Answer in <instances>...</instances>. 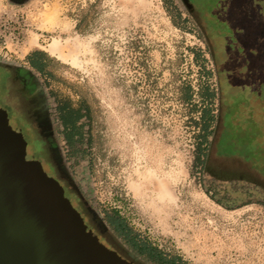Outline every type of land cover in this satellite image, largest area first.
Listing matches in <instances>:
<instances>
[{"label":"rangeland","instance_id":"374dc122","mask_svg":"<svg viewBox=\"0 0 264 264\" xmlns=\"http://www.w3.org/2000/svg\"><path fill=\"white\" fill-rule=\"evenodd\" d=\"M188 2L194 14L184 0H0V62L38 73L28 55L45 51L38 75L59 156L112 237L105 215L116 208L140 238L188 264H264V0ZM200 84L219 93L205 164ZM65 100L84 107L74 146L59 118ZM23 104L2 82L0 106L16 130ZM26 140L27 157L52 173L40 139ZM162 195L217 217L237 241L152 219Z\"/></svg>","mask_w":264,"mask_h":264},{"label":"water","instance_id":"95a60500","mask_svg":"<svg viewBox=\"0 0 264 264\" xmlns=\"http://www.w3.org/2000/svg\"><path fill=\"white\" fill-rule=\"evenodd\" d=\"M0 108V264H136L88 228Z\"/></svg>","mask_w":264,"mask_h":264},{"label":"flooded vegetation","instance_id":"af4514ba","mask_svg":"<svg viewBox=\"0 0 264 264\" xmlns=\"http://www.w3.org/2000/svg\"><path fill=\"white\" fill-rule=\"evenodd\" d=\"M11 1L14 3H21L26 0ZM184 1L189 11L193 13L188 0ZM32 68L35 69L33 66ZM0 71L3 73L1 78L2 80L0 79V85L3 82L9 88V92L20 93L25 99V104L21 106V109H23L24 113L15 115L17 122L21 124L20 128L17 130L23 133L25 139H32L35 136H37V139H40L42 144L41 149L44 153H46L47 159L49 160L48 166L53 168L52 173H50L44 167L47 173L59 181L65 190L66 196L70 200V196L77 197L81 206L73 205L81 213L88 228L91 229L102 242L119 252L124 258L134 261L136 264H143L141 261L134 259L133 255L129 253L128 249L124 248L122 245H120V243H118V241H116L114 237H112L103 220L97 217L92 207L84 198L79 187L74 182L68 169L63 164L58 153V146L53 138V131L50 123L47 85L44 79L38 75V73L41 72L37 70V73L29 67L11 65L3 62H0ZM6 80L8 81L7 83L4 82ZM0 108H3L7 111L8 117L10 119L11 113L9 109L3 106H0ZM221 171L225 172L224 169ZM218 172L220 171L218 170ZM242 177L244 176L242 175ZM261 187L264 190V186L261 185ZM222 199L224 201L226 199V202L228 201V203H234L229 201V198ZM241 203L244 204L245 202L243 201ZM84 208L86 212L84 211Z\"/></svg>","mask_w":264,"mask_h":264},{"label":"trees","instance_id":"16d2710c","mask_svg":"<svg viewBox=\"0 0 264 264\" xmlns=\"http://www.w3.org/2000/svg\"><path fill=\"white\" fill-rule=\"evenodd\" d=\"M200 56V55H199ZM198 56V57H199ZM196 57V58H198ZM28 61L36 70L45 71L46 53L37 49L28 55ZM210 74V71L207 73ZM192 87V86H189ZM200 97L205 105L198 110L200 112L199 121L200 134L198 143L197 159L200 163H206L211 152V147L215 144V138L219 128V108L215 113V102L219 101V93L211 88L209 84H200ZM193 93L189 92L186 99L192 100ZM219 107V104H218ZM84 107H75L69 100L59 101V118L64 126L66 140L72 146L76 141L81 140L83 136L82 125H79L80 119L85 115L82 111ZM109 230H111L119 242L126 246L133 258L141 261L143 264H188L179 256H168L160 249L154 246L146 239L139 237L132 229L127 220L120 214L119 210L114 208L105 215Z\"/></svg>","mask_w":264,"mask_h":264},{"label":"bare ground","instance_id":"6f19581e","mask_svg":"<svg viewBox=\"0 0 264 264\" xmlns=\"http://www.w3.org/2000/svg\"><path fill=\"white\" fill-rule=\"evenodd\" d=\"M200 202L195 200L194 203L199 205ZM197 207L199 209L198 212H200L201 209L203 208L202 205L197 206ZM204 209L205 207L203 208V210ZM190 210H192V207L187 205L186 203L180 204L178 201H175V199H173L172 196L162 195L155 199V202L153 206L151 207L150 212H151L152 219L165 222L166 224H169V225L176 224V226H179L180 229L184 228L187 234L192 233L193 235L203 237L206 240L212 239V238H217V239L227 238L234 242L237 241L238 236L236 237V235L233 234L232 230H229L230 232H222L220 228L217 227L219 224L218 223L219 220L217 217L207 216L206 215L207 213L197 214V211L190 212ZM176 219L177 221H175Z\"/></svg>","mask_w":264,"mask_h":264}]
</instances>
